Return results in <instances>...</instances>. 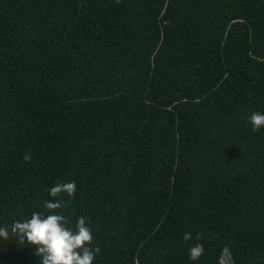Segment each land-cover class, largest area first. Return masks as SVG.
I'll return each mask as SVG.
<instances>
[{
    "label": "trees",
    "instance_id": "1",
    "mask_svg": "<svg viewBox=\"0 0 264 264\" xmlns=\"http://www.w3.org/2000/svg\"><path fill=\"white\" fill-rule=\"evenodd\" d=\"M256 112L264 0H0V227L83 217L93 264H264ZM0 264L40 257L10 235Z\"/></svg>",
    "mask_w": 264,
    "mask_h": 264
},
{
    "label": "clouds",
    "instance_id": "2",
    "mask_svg": "<svg viewBox=\"0 0 264 264\" xmlns=\"http://www.w3.org/2000/svg\"><path fill=\"white\" fill-rule=\"evenodd\" d=\"M249 123L253 131L264 127V113H253ZM74 190L73 183L56 185L50 189V196L55 198L61 192L72 194ZM46 207L54 210L60 207V203L53 199ZM10 235H17L22 242L27 241L35 246V255L40 257V264H93L98 251L91 247L92 232L83 217L78 219L73 230L66 226L63 215L49 214L45 217L39 212H33L26 219L14 221L10 229L0 227V239H8ZM190 238L191 234L186 233L184 239ZM204 252L203 245L198 244L190 249L189 257L195 262ZM217 264H234L230 248L225 246L221 250Z\"/></svg>",
    "mask_w": 264,
    "mask_h": 264
}]
</instances>
